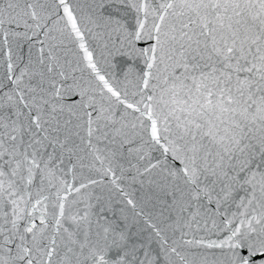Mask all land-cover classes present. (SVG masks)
<instances>
[{"label": "snow or ice", "instance_id": "1", "mask_svg": "<svg viewBox=\"0 0 264 264\" xmlns=\"http://www.w3.org/2000/svg\"><path fill=\"white\" fill-rule=\"evenodd\" d=\"M0 264H264V0H0Z\"/></svg>", "mask_w": 264, "mask_h": 264}]
</instances>
